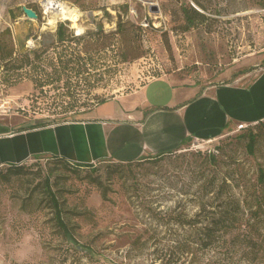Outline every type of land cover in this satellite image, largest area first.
<instances>
[{
	"label": "rangeland",
	"instance_id": "obj_1",
	"mask_svg": "<svg viewBox=\"0 0 264 264\" xmlns=\"http://www.w3.org/2000/svg\"><path fill=\"white\" fill-rule=\"evenodd\" d=\"M47 1L0 0V117L47 119L50 125L87 120L103 103L164 74L204 88L247 85L264 68V0H54L74 9L77 23L47 10ZM187 5L204 17L184 31ZM23 6L35 8L40 18H27ZM119 22L126 35H117L105 50L81 54L85 72L54 71L60 54L69 55L72 48L81 53L86 35L114 32ZM60 23L86 40L70 48L52 45ZM77 28L83 32L77 34ZM41 46L49 47L38 58ZM135 46L142 56L124 62L123 50ZM248 130L261 132L253 155L246 149ZM209 153L218 156L223 171L226 162H236L245 183L255 184L264 168V128L236 125L216 140L190 141L161 159L147 156L131 164L105 159L80 167L46 156L28 160L22 164L24 177L0 180V264H164L170 259L164 252L168 241L179 235L145 233L156 224L151 210L194 215L198 206L178 188L197 166L192 163ZM47 178L71 237L56 227L43 188ZM256 210H246L251 234ZM259 213L262 238L264 211ZM259 254L243 264H264V250Z\"/></svg>",
	"mask_w": 264,
	"mask_h": 264
},
{
	"label": "crops",
	"instance_id": "obj_2",
	"mask_svg": "<svg viewBox=\"0 0 264 264\" xmlns=\"http://www.w3.org/2000/svg\"><path fill=\"white\" fill-rule=\"evenodd\" d=\"M179 91L183 92L178 95ZM260 102H264V68L247 85L204 88L164 74L127 96L103 103L91 119L22 130L18 128L26 119L15 122L10 115L1 116L0 168L42 156L92 164L105 159L131 163L168 154L190 141L216 140L236 125L264 120ZM250 103L259 108L252 110Z\"/></svg>",
	"mask_w": 264,
	"mask_h": 264
},
{
	"label": "trees",
	"instance_id": "obj_3",
	"mask_svg": "<svg viewBox=\"0 0 264 264\" xmlns=\"http://www.w3.org/2000/svg\"><path fill=\"white\" fill-rule=\"evenodd\" d=\"M29 8L36 11L40 18V13L35 8L31 6ZM182 10L185 21L184 31H188L204 17V14L191 5L183 6ZM122 23L119 22V28L114 32L105 33L104 30H100L97 33L86 35L89 40L86 41L84 50L80 53L72 48L69 55L62 56L60 54L57 62H53L54 71L58 74L70 69L77 73L85 72L87 64L81 63V54L105 50L111 46L110 41H114L117 35L122 37L125 33ZM138 28L141 29L140 26ZM86 36H74L65 23H60L56 30V40L52 45L70 48L73 44L81 45L82 41L86 40ZM48 47L41 46L38 50V58L42 57ZM121 56L124 62L140 58L142 56L141 48L135 46L130 50H123ZM74 60L77 62L74 63ZM46 125H49L47 119H38L27 122L18 129L26 130ZM257 125L259 128H264V120L259 121ZM260 134L261 132L253 130H248L244 134L247 138L246 149L251 155L256 152ZM179 147L168 154L154 155L153 158L161 159L163 156L171 155L179 151L181 149ZM61 160L65 163L68 162L64 159ZM219 161L215 153L206 154L202 160L192 163L197 166L192 167L189 176H184L187 178L182 184H179V192L184 196L191 197L190 200L198 206L194 215L190 216L183 211L176 213V209L171 211L169 209L165 211L151 210L156 224L146 229L145 233L179 235L168 241L170 243L164 252L169 254L170 259L164 264H243L249 259L251 262H255L259 253L264 250V237L260 238L263 220L261 221L259 213V211H264V168L259 167L257 182L247 185L246 177H243L241 169L235 164L236 162L232 164L226 162V171H223ZM131 163H120V165ZM76 165L83 167L89 164ZM25 174L24 165H11L6 172L0 170V180L8 183L11 177L21 179ZM184 177L182 178L184 179ZM176 185L171 184L177 189L178 185ZM43 188L55 213L56 227L63 234L71 237V228L64 219L61 204L56 193L52 190L48 178ZM104 196H106L105 193ZM254 208L257 210L254 214V224L251 225V228H254V233L251 234L248 229L250 218L247 217L246 210L252 211ZM180 231L182 232L180 233ZM139 238L134 242L135 244L140 243L141 238Z\"/></svg>",
	"mask_w": 264,
	"mask_h": 264
},
{
	"label": "bare ground",
	"instance_id": "obj_4",
	"mask_svg": "<svg viewBox=\"0 0 264 264\" xmlns=\"http://www.w3.org/2000/svg\"><path fill=\"white\" fill-rule=\"evenodd\" d=\"M45 8L47 10L54 9L55 10L54 12H56L57 15H62L64 19H69L73 21L74 23H77V21L79 20L76 11L74 9H71L70 7H68L67 5L63 3L55 2L54 0H49L45 2ZM73 28H76V27H73ZM82 32L83 30L80 28L78 29L77 34H81Z\"/></svg>",
	"mask_w": 264,
	"mask_h": 264
},
{
	"label": "water",
	"instance_id": "obj_5",
	"mask_svg": "<svg viewBox=\"0 0 264 264\" xmlns=\"http://www.w3.org/2000/svg\"><path fill=\"white\" fill-rule=\"evenodd\" d=\"M22 9H23V12L27 18H29L31 20H37L38 19V14L32 8H29L27 6H23Z\"/></svg>",
	"mask_w": 264,
	"mask_h": 264
}]
</instances>
